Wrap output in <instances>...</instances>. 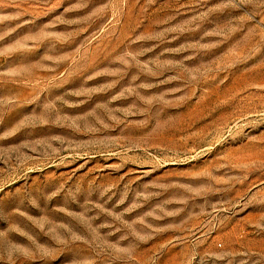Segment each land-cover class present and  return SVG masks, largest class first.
I'll use <instances>...</instances> for the list:
<instances>
[{
  "label": "rangeland",
  "instance_id": "obj_1",
  "mask_svg": "<svg viewBox=\"0 0 264 264\" xmlns=\"http://www.w3.org/2000/svg\"><path fill=\"white\" fill-rule=\"evenodd\" d=\"M0 264H264V0H0Z\"/></svg>",
  "mask_w": 264,
  "mask_h": 264
}]
</instances>
